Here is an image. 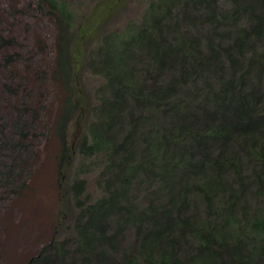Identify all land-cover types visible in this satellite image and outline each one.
Wrapping results in <instances>:
<instances>
[{
    "label": "trees",
    "instance_id": "1",
    "mask_svg": "<svg viewBox=\"0 0 264 264\" xmlns=\"http://www.w3.org/2000/svg\"><path fill=\"white\" fill-rule=\"evenodd\" d=\"M45 1L59 13L55 75L71 92L57 124L62 176L80 111L74 22L66 0ZM88 68L105 86L79 156L101 160L103 195L90 203L76 178L72 241L29 264H264V0L153 1L102 37Z\"/></svg>",
    "mask_w": 264,
    "mask_h": 264
},
{
    "label": "rangeland",
    "instance_id": "2",
    "mask_svg": "<svg viewBox=\"0 0 264 264\" xmlns=\"http://www.w3.org/2000/svg\"><path fill=\"white\" fill-rule=\"evenodd\" d=\"M153 1L66 0L74 22L66 31L73 38L70 85L80 111L68 129L72 154L61 176L57 124L71 92L55 75L59 13L45 0H0V264H29L45 245L72 241L77 204L70 187L76 178L88 183L87 201L102 197L101 160L79 156L105 86L88 63L104 35L140 23ZM256 168L246 163L248 177ZM146 192L139 187L134 197L143 202ZM249 194L251 212L259 211L261 201Z\"/></svg>",
    "mask_w": 264,
    "mask_h": 264
}]
</instances>
